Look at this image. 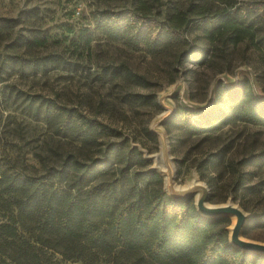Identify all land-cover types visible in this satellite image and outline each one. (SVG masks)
I'll use <instances>...</instances> for the list:
<instances>
[{"label": "trees", "instance_id": "16d2710c", "mask_svg": "<svg viewBox=\"0 0 264 264\" xmlns=\"http://www.w3.org/2000/svg\"><path fill=\"white\" fill-rule=\"evenodd\" d=\"M263 2L191 0L171 12H154V0H136L131 7L94 9L91 17L93 30L153 54L185 41L183 30L198 31L204 40L223 46L245 40L264 45ZM30 15L38 17V11ZM0 19V32L15 22ZM91 39L88 29L77 37L85 47ZM58 41L31 28L16 35L6 55L18 65L44 68L51 60L65 62L61 52L24 55L17 48L30 52ZM112 73L147 83L122 63ZM119 98L128 105L151 101L148 94L129 91ZM39 102L45 123L74 144L53 164L44 162L39 176L0 168V264H60L55 254L85 264H264V253L230 242L228 216L206 215L191 197L168 194L162 174L145 166L137 147L124 140L102 142L119 135L117 128L76 107ZM172 118L192 133L215 130L233 119L264 125V98L244 82L218 84L211 107H178ZM245 161L263 164L264 151ZM250 228H264V210L248 217L242 235Z\"/></svg>", "mask_w": 264, "mask_h": 264}, {"label": "rangeland", "instance_id": "374dc122", "mask_svg": "<svg viewBox=\"0 0 264 264\" xmlns=\"http://www.w3.org/2000/svg\"><path fill=\"white\" fill-rule=\"evenodd\" d=\"M154 1V12H171L191 0ZM135 3L0 0V18L15 19L12 26L0 32V168L39 176L45 169L44 162L53 164L72 148L69 137L55 134L45 123L44 105L39 101L48 100L96 115L117 128L119 135L102 138V142L124 140L137 147L145 166L162 174L163 187L171 196H189L196 205L199 192L206 200L204 208L231 203L244 213L245 224L249 216L264 210V163L245 161L264 151V125L233 119L215 130L192 133L172 115L178 107L199 111L211 107L218 84L231 87L244 82L264 98V45L245 40L236 46H223L204 40L198 31L183 30L185 41L153 54L93 30L92 10L121 9ZM34 9L38 17L30 15ZM31 28L45 31L58 43L30 52L17 48L16 52L38 56L61 52L65 62L51 60L44 68L12 62L6 55L11 53V43L16 35L28 34ZM85 29L92 31L88 47L77 40ZM73 39L78 48L72 44ZM121 63L147 83L115 76L114 67ZM125 91L148 94L151 101L142 105L122 103L119 96ZM226 216L230 218V236L237 217ZM240 239L264 244V228H250L246 235L241 230ZM55 258L60 264H85L64 260L59 254Z\"/></svg>", "mask_w": 264, "mask_h": 264}, {"label": "water", "instance_id": "95a60500", "mask_svg": "<svg viewBox=\"0 0 264 264\" xmlns=\"http://www.w3.org/2000/svg\"><path fill=\"white\" fill-rule=\"evenodd\" d=\"M205 199L199 200L196 204L197 209L206 215H229V214H236L237 221L232 228V232L229 236L230 242L245 250H252L257 252L264 253V244L254 243L251 241H243L240 239L241 230L244 226V213L236 206L232 205L231 203L224 204V205H217L214 207L204 208L202 204L205 205Z\"/></svg>", "mask_w": 264, "mask_h": 264}, {"label": "bare ground", "instance_id": "6f19581e", "mask_svg": "<svg viewBox=\"0 0 264 264\" xmlns=\"http://www.w3.org/2000/svg\"><path fill=\"white\" fill-rule=\"evenodd\" d=\"M160 157H161V155H160ZM157 160H159V159H157ZM167 161V160H166ZM170 167V166H169ZM165 170V169H164ZM170 170V169H169ZM168 171V170H167ZM169 174V173H168ZM191 184V183H190ZM196 200H202V195H201V193H199V192H197L196 193ZM208 207H211V205H207ZM232 216H234V218L236 219V217H237V215L236 214H232ZM235 221V220H234ZM235 223V222H234ZM234 223L231 225V228H232V226L234 225ZM231 228H230V230H231Z\"/></svg>", "mask_w": 264, "mask_h": 264}]
</instances>
